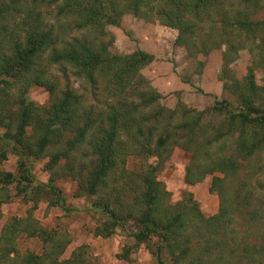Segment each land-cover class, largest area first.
Listing matches in <instances>:
<instances>
[{
    "label": "rangeland",
    "instance_id": "rangeland-1",
    "mask_svg": "<svg viewBox=\"0 0 264 264\" xmlns=\"http://www.w3.org/2000/svg\"><path fill=\"white\" fill-rule=\"evenodd\" d=\"M117 1L119 8L124 9L126 0ZM157 1L148 0L150 5ZM188 1L192 6L193 1L199 0ZM66 2L78 4L80 0ZM102 2L106 6L108 0ZM218 2L221 4H213V8L198 12L199 17H204V26L197 32L199 37L194 40V47L179 46L178 30L162 25L156 17L142 19L133 13H125L120 28L86 25L78 29L77 23L82 22L80 19L74 23L64 14L59 15L55 5L39 7L43 26L53 27L64 43L78 38L98 51L107 46L111 56H129L143 51L154 60L141 71L143 79L132 78L130 85L134 84L140 92H135L136 95L129 99L131 87L128 86L126 94H123L127 99L125 102H133L134 105L131 110L122 109L123 115L119 118L123 133L118 135L116 144L119 143L120 153L118 164L108 179V189L96 195H84L79 181L73 178L74 171L62 161L57 169L55 185L66 198V209L53 206L55 198L50 195L38 196L34 193L24 198L25 195H19L15 185L5 191L0 189V198L6 202L2 206L0 234L14 219L30 220L25 225L47 231L50 237L46 238L61 246L64 253L58 257L59 262L159 264L155 254L158 246H164L159 236L139 246L131 233L123 229H117L115 234L105 238L100 235L99 228L110 219L94 206L109 204L123 219L129 218L130 213H135L131 216L138 215L145 204V199H141L145 191L142 173L149 167L160 166L156 175L161 190L159 198H164L158 201L162 200L164 206L173 207L174 213L187 210L186 222L189 226L182 238L172 237V242H182L178 250H164L167 264H176L177 259V264H206L205 255L207 261L209 257L212 261L220 260L226 264H264V146L246 159L249 153L243 152L240 147V132L230 122L235 111L214 110L216 103L222 101H227L235 110L249 104L252 91L249 92L245 85L250 74L256 86L262 88L253 101L264 109V31L262 27L250 34L240 32L236 26L226 28V13V19L233 16L243 19L242 13L252 14L239 4V0ZM253 19L264 21V8ZM197 21L200 24V20ZM237 21L233 19L231 22ZM50 75L58 82L60 80L61 90L64 89L65 80L61 82L57 67L50 70ZM11 80L14 85L8 91L14 101L26 91L23 83ZM95 80V84H91L85 77L70 75L69 85L83 96L79 108L83 124L85 116L89 115L96 126L106 125L112 106L121 100L122 95L115 92L118 85L110 78L96 76ZM225 84L228 88L224 87ZM28 88L26 93L37 107H49L52 100L46 88L37 84ZM141 92L158 93L163 98L146 107L140 98ZM203 112L205 114L191 136L192 128L182 126L185 122L189 123V118L195 123L199 118L198 113ZM144 123L143 132H140L139 127ZM32 129L28 128V135L33 133ZM263 129L253 127L250 136H263ZM141 133L146 134L145 137ZM90 134L91 137L100 135L97 127ZM219 134L222 137L216 140ZM159 137L169 138L166 149L162 150L165 162L149 153L158 148ZM148 138H151L150 143ZM191 138L193 142L190 143ZM261 142L255 137V146ZM62 148H66V145ZM89 148L90 143H84L80 152L75 153L79 157L74 162V165L78 164V170L81 165L84 166V158H81ZM232 157L239 165L227 172V161ZM93 159L90 154L86 157L87 167H90ZM48 162L49 157L46 156L33 163V173L41 184L51 180V173L46 168ZM0 171L17 174L18 158L9 155L0 164ZM86 175L87 172L83 170L82 176ZM215 178L224 180L217 183V188L211 192ZM219 190L224 192L223 201ZM222 203L228 211L225 216L219 214ZM217 216L220 222H216ZM228 216L231 221L227 219ZM214 217V221H209ZM217 223H220L219 227L213 228L212 224ZM126 227L133 232L137 230L135 222L127 223ZM15 248L21 256L29 253L45 256L50 250L44 238L30 237L26 233L17 239ZM188 248L190 251L182 257L181 253ZM205 248L209 249V255L205 253ZM203 252V261L198 263L196 259ZM16 256L12 254L11 257ZM47 264L51 262L47 261Z\"/></svg>",
    "mask_w": 264,
    "mask_h": 264
},
{
    "label": "trees",
    "instance_id": "trees-1",
    "mask_svg": "<svg viewBox=\"0 0 264 264\" xmlns=\"http://www.w3.org/2000/svg\"><path fill=\"white\" fill-rule=\"evenodd\" d=\"M65 2L66 0H0V164L7 160L9 155L18 158L17 174L0 171V189L5 191L15 185L19 190V195L20 193L25 195L24 198H29L34 193L38 196L50 195L55 198L52 205L61 206L63 209L66 207V198L55 185L57 169L61 167L62 161H65L66 167H71V171H74L73 178L79 181V188L84 195H96L100 191L108 189V179L118 164L120 153L119 143L116 144L118 135L123 133L119 118L123 115L122 109L131 110L134 105L133 102H125L127 99L123 94L127 92L128 86L131 87L128 91L129 99L136 95L135 92H140L134 84L130 85L132 78L143 79L141 71L154 58L143 51H137L129 56H111L107 46L98 51L87 45L86 41L82 42L78 38L64 43V40L55 34L53 27L43 26L39 7L55 5L59 15L64 14L74 23L80 19L82 22L81 24L77 23L78 29H82L86 25H98L97 28L103 25H112L120 28L121 18L125 13H133L142 19L156 17L162 25L178 30L177 43L179 46L194 47V40L199 37L197 32L204 26V17L201 15L199 17L198 12L201 9L207 11L209 7L213 8V4L216 6L221 4L218 0H199L193 1L191 6L188 0H158L150 5L148 0H126L125 8L120 9L117 0H108L106 6L102 0H80L78 4ZM239 4L252 15L242 13L243 19L234 16L226 19V13L224 15L225 27L236 26L240 32L250 34L257 32L262 27L264 31V21L253 19L254 15L264 8V0H239ZM239 12L236 11V13ZM233 19L238 21L232 23ZM197 20H200V24ZM47 55L49 58H46ZM54 67H57V71L61 73V82L65 80V87L62 90L60 80L58 82L57 78L50 75V70ZM70 75L85 77L91 84H95L96 76L107 77L118 85L115 92L122 95L121 100L112 106L106 125L96 126V122L89 115L85 116L86 120L83 124V117L79 109L83 96L69 85ZM11 79L23 83L26 92L32 84L46 88L52 100L49 107H37L26 92L12 101V95L8 91L14 85ZM245 86L249 92L252 91L251 98L248 99L249 104L235 110L227 101H222L216 103L214 110L227 111V113L235 111L230 122L240 132V147L243 152L249 153L246 158L248 159L257 152L255 150L261 151V147L264 146V129L263 136H255L257 141L262 140L258 145L255 146V137L250 136L253 127H264V109L259 108L255 104L256 101H253L254 97L258 96L259 89L262 88L256 86L252 74L247 78ZM224 87L228 88V85L225 84ZM139 95L146 107L163 98L161 94L154 92H141ZM204 114V112L198 113L199 118L195 123L192 122V118H189V123L185 122L182 127L192 128V136ZM145 123L139 127L140 132H143ZM95 127L100 135L95 134L91 137L90 132ZM28 128H33L31 135H28ZM140 135L145 137L146 134L141 133ZM221 137L219 134L216 140ZM168 141L167 137H159L158 148L150 150L149 153L165 162L162 150L166 149ZM148 142H151V138H148ZM189 142H193V138ZM84 143H90L89 150L84 153L88 156L92 155L94 159L90 167H87L86 157L88 156L84 154L81 159L84 158L85 167L81 165L78 170V164L74 165V162L79 157L75 156V153L80 152V147ZM65 145L66 148L63 149L62 147ZM46 156L49 157L46 168L51 173V180L47 184H41L37 182L32 167L35 161ZM227 162L229 163L227 172L239 165L235 157L230 158V161ZM159 169L160 166L149 167L142 173L145 191L141 199H145V204L138 215L131 216L135 213H130L129 218L123 219L109 204L99 203L94 207L107 219L108 217L110 219L105 222L103 227L99 228L101 236L108 238L115 234L117 229H123L127 233H131V237L138 246L159 236L160 242L164 246H158L155 254L156 259L159 264H167L164 250L167 249L171 252L181 247L182 242L181 244L172 242V237L174 236L176 239L181 236L182 238V235L187 233L189 226L186 217H188V213L187 210H179V213H174L173 207L164 206L162 202L164 196L159 198L161 190L156 175ZM83 170L87 172L86 176H82ZM209 173H213V170ZM223 180L215 178L211 192L217 188V183H222ZM223 193L219 190L221 201L224 199ZM160 199L162 200L158 201ZM36 200L31 201L35 202ZM5 203V200L0 198V221L2 206ZM194 203L198 205L196 202ZM221 205L219 214L225 216L228 211L223 203ZM199 218L204 219L202 215H199ZM215 219L216 217L209 221ZM130 222H135L136 231L133 232L126 227ZM216 222H220L219 216H217ZM25 223H30V220L14 219L0 234V264H47V261H50L51 264L73 263L72 260L59 262L58 257L64 253L61 246L50 240L51 238H46L49 236L47 231L33 226L30 228V224L25 225ZM219 224H212V227L217 228ZM24 233L30 237L44 238V242L49 244L48 254L45 256L34 253L18 255L15 243ZM205 249V253L207 252L209 255V249ZM189 251L190 248L182 252L181 256L184 257ZM12 254H17V256L12 258ZM202 255L204 252L197 257L198 263L203 261ZM205 257L206 264H226L220 260L212 261L209 257L207 261Z\"/></svg>",
    "mask_w": 264,
    "mask_h": 264
}]
</instances>
